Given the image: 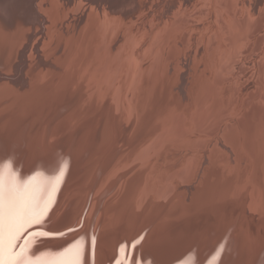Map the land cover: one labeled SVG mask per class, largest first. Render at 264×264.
<instances>
[{
    "label": "bare ground",
    "instance_id": "6f19581e",
    "mask_svg": "<svg viewBox=\"0 0 264 264\" xmlns=\"http://www.w3.org/2000/svg\"><path fill=\"white\" fill-rule=\"evenodd\" d=\"M74 1L0 0V67L10 64L13 53L18 51L15 74L28 76L24 85L14 89L13 82L6 78V83L5 78L0 77V99L19 101L18 107L9 111L7 122L0 130V182L6 194L14 193L17 197L18 215L14 227L18 228L14 230L11 248L16 249L21 243L20 239L31 230H24V224L40 211L33 203L28 204L30 198L26 194L31 192L17 195L16 185L30 179L41 182L38 196L42 201L56 173L64 175L66 171L64 184L70 173L71 159L82 155L85 163H91L82 174L83 179L88 177L86 186L89 188L76 196L80 199L78 205L74 197L76 202L69 199L76 204L71 202L74 205L65 206L66 212L54 220L53 213L67 195L60 188L49 220L36 227L40 232L33 238L29 233L26 236L23 249H27L26 256L34 262L48 261L74 250L81 258L79 264H118V259L125 263L129 259L128 264H170L172 259L181 264L190 254L187 264H204L217 259V248L224 246V255L234 248L240 253L230 255L224 264H264V238L259 242L256 239L264 237L263 229L257 225L264 228V60L258 62V74L253 78L251 71L247 74L249 61L237 63L225 54V51L238 54L241 44L251 41L259 49L263 41V11L251 25L243 16L246 9L242 16L239 14L237 0H215L211 9L213 0H196L198 9L192 11L195 14L191 16L201 19L214 13L223 40L220 35H214L192 45V51L201 57L206 67L198 73L194 55L188 50L189 39L198 26L180 12L192 0H169L158 10V16L153 14L152 20L147 18V13L159 0H151L149 6L147 0H84L87 4ZM208 1L212 2L208 4ZM18 4L26 15L45 18L39 20L40 24L43 22L42 35L36 41H33L34 33L30 34V39L25 37L28 23L15 14L13 7ZM90 5L95 6L94 10L86 7ZM123 17L129 24L133 17L134 21L138 19L145 24L134 32L130 30L132 27L127 28ZM160 19L164 21L155 34L153 29ZM201 23L199 21L198 25ZM143 32L145 39L147 33L152 38L144 45L140 41ZM23 44H26L24 48ZM57 54H61L60 57L53 60ZM231 80L236 84L230 85ZM243 88L248 99L240 96ZM207 93L210 99L206 101ZM47 105L53 107L52 111H60L54 113L53 120L57 114L62 115L61 119L49 122L45 130L42 125L47 120L43 116ZM201 111L205 112L202 117ZM236 111L239 117L229 118L228 114ZM186 115L196 131L193 130L195 134L190 139L170 144L172 152L180 151L176 153L179 155L175 162L180 167L169 170L175 164L168 158L172 152L161 143L171 136V131L173 135L183 134L181 120L185 121ZM79 118L77 126L75 122ZM187 122L185 129L192 131V125L190 128ZM32 123H36V128L30 130ZM90 124L94 125L89 129L92 137L87 139L89 130L81 128ZM128 145L129 154L125 151L122 154L121 150ZM154 147L160 150L156 168L160 165L157 170L162 172L156 175L157 190L152 191L153 181L146 177V182L141 166L142 171H134L127 182V174L133 172L144 154L151 153ZM184 150L195 151L198 157H186ZM92 153L97 155L90 157ZM125 161L131 163L126 169ZM228 161L232 165L227 164ZM117 168L123 172L127 183H119L121 193L112 194L118 197L106 202L111 197L107 194L110 187L107 182L113 179ZM143 168L147 169L145 165ZM45 170L49 171L48 175H44ZM153 171L156 170H150ZM96 172L98 178L94 182ZM183 179L187 185L194 180L197 184L191 183L194 184L191 188L179 192V188H175L181 186L178 184ZM256 209L257 219L249 217V225L246 218L240 228L241 217L237 219V216L242 213L254 216ZM76 212L81 215L80 219L68 218V214L75 216ZM54 214L56 216L57 212ZM154 219L155 222H150ZM82 221L86 226L83 234L61 236ZM149 222L152 226L141 246L131 247L132 251H139V257L131 260L125 239L136 238L142 226L150 225ZM62 223L68 225L62 227ZM11 226L6 218V258L11 251L9 234L6 235ZM214 226H220L225 239L207 238V229ZM82 250L83 257L80 256ZM75 261L61 259L53 264H76Z\"/></svg>",
    "mask_w": 264,
    "mask_h": 264
},
{
    "label": "rangeland",
    "instance_id": "374dc122",
    "mask_svg": "<svg viewBox=\"0 0 264 264\" xmlns=\"http://www.w3.org/2000/svg\"><path fill=\"white\" fill-rule=\"evenodd\" d=\"M168 1L169 0H159V2H158V5H156V7H153V8H150V13H151V15H150V13H147V18L150 20H152L153 18H154V15L153 14H155L156 16H158L157 15V13H158V10L160 9V8H163L165 5H166V3H168ZM210 1V0H209ZM208 1V4L209 3H211V2H209ZM246 1V2H245ZM249 0H244V1H241V0H237V10H238V12H239V14L242 16L243 14H244V12L246 11V14L245 15H243V16H245L244 18L248 21V23L249 24H251V25H253L256 21H257V19L259 18V15H258V13L260 12V14H261V12L263 11V13L262 14H264V0H250L249 2H251V3H249L248 2ZM253 1V2H252ZM76 2H78V3H84V4H87V2H85L84 0H75L74 1V3H76ZM141 2H145V1H143V0H141ZM147 2V4H148V6L150 5V3L152 2L151 0H147L146 1ZM205 2H206V0H205ZM215 2V0H213V2H212V4H210V9L212 8V5L213 4H215L214 3ZM239 2V3H238ZM241 2V3H240ZM245 4H244V3ZM260 3V4H259ZM244 4V5H243ZM248 4H249V6L250 7H248ZM44 5H47V4H44ZM43 5V6H44ZM178 5V4H177ZM252 5V6H251ZM241 6V7H240ZM244 8H243V7ZM245 6H247L248 8H245ZM88 9H91V10H94V5H90V7L89 6H86ZM13 8H15L16 9V11H15V14H17V16H19V17H21L20 19H22V20H24L25 22H27L28 23V28H26V30H25V37H27V38H29L30 39V34H33L34 33V36H33V41H36V39L39 37H41V35H42V26H41V24H43V22H41V24L39 23V20H43V19H45V18H43L42 16H37V17H33V16H28V15H26L25 14V12H23V11H21V8H20V5L18 4V5H16V6H14ZM157 8V9H156ZM240 8V9H239ZM251 8V9H250ZM182 9V8H181ZM197 9H198V6H197V1L196 0H192L191 1V3L190 4H186V5H184L183 6V9L182 10H180V12L182 13V14H184V15H188V16H186V17H190L191 18V20L193 21V22H195L196 24H197V29H196V33H195V35L191 38V39H189L190 41H189V43L191 44V47L188 49V50H190V52H191V54L192 55H194V64L196 65L195 66V68L198 70V73L199 72H203V71H205L206 70V67H205V64L203 63V61H202V59H201V57L196 53V52H193L192 51V48H193V46L192 45H196V43H197V41H199V40H202V41H205L206 39H209L211 36H214V35H220V38H221V41L223 42V40H222V36H221V30H220V28L217 26V23L216 22H218V19H217V17L216 16H214V13H211L209 16H207V17H202L201 19H200V17L199 16H191V14H195V13H193L192 11H197ZM243 9H246L245 11H243ZM133 11L135 10V8L133 7V9H132ZM172 10V9H171ZM240 10V11H239ZM194 11V12H195ZM242 11V12H241ZM248 11H250L249 13H248ZM252 11V12H251ZM192 12V13H191ZM241 12V13H240ZM131 13V12H130ZM251 14V15H250ZM254 14V15H253ZM240 16V17H241ZM132 17V16H131ZM199 17V18H198ZM39 18H41V19H39ZM165 18H167V16L165 15L164 16V20H165ZM68 19L70 20L71 19V17H68ZM123 19H125V17H123ZM122 19V20H123ZM133 19L135 20V18L133 17ZM132 18H131V20H130V24L128 23V22H126L127 20L125 19V23H128V24H126V26H127V28L129 29L130 27H132L130 30L131 31H134L135 32V30L139 27V26H143L142 24H145V21H141V23H140V21L138 20V19H136V21H134ZM200 19V20H199ZM163 20V21H164ZM30 21V22H29ZM162 19H160L159 20V24L157 23L156 24V28H154L153 30H154V33L155 34H157L158 32H159V30L161 29V26H162ZM199 21H202V23L201 24H199L198 25V22ZM250 21V22H249ZM132 22V23H131ZM136 22H139V23H137V25L135 24ZM31 23V24H30ZM162 23V24H161ZM253 23V24H252ZM67 24V23H66ZM133 24H135V25H133ZM41 26V27H40ZM46 26V25H45ZM135 26V27H134ZM159 26V27H158ZM182 26V25H181ZM34 27H35V29H34ZM40 28V30H39V28ZM141 27H140V29H141ZM37 28V29H36ZM183 28H185V27H183ZM263 30H262V36H263V41H262V43H261V45H260V47H259V49H257L258 47H257V45H255L252 41L250 42V43H243V44H241V46L242 47H239L238 48V54H233V52L232 53H227V51H225V54L226 55H228V58H231V57H233V60H235L237 63H240V62H242V61H244L245 59L247 60V61H249V63H251V65L249 64V70H248V75L250 74V72L249 71H251V76H253V78H255L256 76H257V74H258V71H257V64H258V62H260V61H262V60H264V24H263ZM30 31V32H29ZM38 31V32H37ZM130 31V33H133V32H131ZM36 32V33H35ZM148 34V38H144L145 37V33L143 32L142 34H141V38L143 37V39H141L140 41L141 42H143L142 43V45H144V44H147V42H148V40H149V38H151L150 37V34L149 33H147ZM146 34V35H147ZM28 35H29V37H28ZM119 40H120V37L118 38ZM152 39V38H151ZM142 40H144V41H142ZM32 41V42H33ZM145 42V43H144ZM116 43V42H115ZM25 45L26 44H23L22 46H23V48L25 47ZM20 47H21V45H20ZM29 49V48H28ZM27 49V50H28ZM26 50V51H27ZM262 51V54L260 55V52ZM33 52H35V51H33ZM60 53V52H59ZM61 55V54H60ZM60 55L59 54H57L56 56H54V58H53V60H55V58H56V60L60 57ZM227 58V59H228ZM257 58V59H256ZM17 60H18V51L17 52H15V53H13V55H12V60H11V62H10V64H8L7 66H4V67H0V77L1 78H5L4 80L6 81V83H8V79H9V81H11V82H13V85H12V87H13V89L14 88H18V87H20V85H24L23 83H25V82H27V79H28V76L27 75H23V77L22 76H20V73L18 74V72L15 74V72L17 71V69H18V67L16 68L15 67V65H16V63H17ZM36 60L37 61H40V59H38V58H36ZM255 63H256V65H255ZM21 66H22V64H20ZM13 67V68H12ZM254 68V69H253ZM11 69V70H10ZM252 69V70H251ZM21 71H22V69H20ZM220 72H221V70H219ZM7 74H9V75H7ZM11 74H14V76H12ZM256 75V76H255ZM4 76V77H3ZM6 78H8V79H6ZM22 79V80H21ZM219 79V78H218ZM218 79H216V81L218 80ZM230 85H235L236 84V82H234L233 80H231L230 81V83H229ZM215 85V84H214ZM251 85V83L249 84V86ZM22 88L24 89L25 88V86H22ZM131 89V88H130ZM246 88H243V89H241L240 90V92H242V93H240L241 95V97L242 96H244V99H248V94L246 93V90H245ZM184 94H186L185 92H183ZM231 95V93L229 94V96ZM208 97V98H207ZM205 98H206V101L207 100H209L210 99V97H209V95H208V93L205 95ZM4 101H3V100ZM2 99H0L1 100V102H0V130L2 129L1 127L2 126H4L5 124H6V122H7V117H8V115L10 114V112L9 111H13L15 108H17L18 107V103H19V101H17V100H13V99H10L9 101L8 100H6V99H4V98H2ZM15 99V98H14ZM3 101V102H2ZM14 101V103H12ZM9 103H11L10 105H9ZM187 103V102H186ZM205 103V102H204ZM203 103V104H204ZM241 103H242V101H241ZM241 103H240V105H239V107H242L243 105H241ZM9 106H8V105ZM243 104V103H242ZM7 106V107H6ZM6 107V108H5ZM2 108L4 109L3 110V112H2ZM52 108L53 107H49L48 105L46 106V113L45 114H43V116L47 119L44 123H43V125L42 126H44L45 127V130H47V124L50 122H53L54 120L56 121V119L58 120V119H61V115H58L57 114V116H56V119H52L53 117H55L54 115H56V114H54V113H56V112H60V111H58L59 109H53V111H52ZM186 109H188V108H186ZM240 110L242 109V108H239ZM180 110V109H179ZM182 110H183V108H182ZM181 110V111H182ZM234 110V109H233ZM64 112V114H65V111H63ZM234 112V111H233ZM188 113H189V111H188ZM187 113V115L189 116V114ZM202 113V114H201ZM205 112L203 111H201V112H199V114H201V117H202V115L204 114ZM237 113V114H236ZM63 114V115H64ZM186 115V119H185V121L182 119L181 120V125H184V132H183V134H181V136H184L185 135V132H187V134L185 135V137H182L181 138V136L179 135V136H177L176 134L175 135H173L174 133V131H171V136L170 137H167V140L165 141V143H161V145H164V146H166L167 145V147H166V149L168 148V150L170 149L171 150V152L173 151L169 146H170V144L171 143H173L174 141H179L180 139V141H183L184 139H190L195 133L193 132V130H194V126H193V124H191V123H189V117ZM231 115V116H230ZM232 115H233V117H232ZM228 116H229V118H237V116L239 117V111H236L234 114L231 112L230 114H228ZM194 119H196V118H194ZM204 120V119H203ZM81 121V118H79L78 119V122H75V124H77V123H79ZM180 121V120H179ZM188 121V122H187ZM185 122H187V124L189 123V125L191 124L192 125V127L193 128H191V125L189 126L190 128H191V130L192 131H187L185 128V126H187V125H185ZM34 123V122H33ZM33 123L29 126V128H30V130H31V127L34 129V128H36V123L33 125ZM184 123V124H183ZM77 126H78V124H77ZM94 125H92L91 126V124H90V126H84V127H82L81 128V130H83V131H87V130H89V129H91V127H93ZM51 128H52V126H51ZM177 129H178V127H176ZM236 129H237V126H236ZM190 130V129H189ZM33 131V130H32ZM31 131V132H32ZM60 131V130H59ZM194 131H196V130H194ZM238 129H237V133H238ZM90 133V134H89ZM88 134H89V136H88ZM191 134V135H190ZM190 137H189V136ZM239 135H240V133H239ZM31 136V135H30ZM29 136V137H30ZM172 136H174L173 138H172ZM177 136V137H176ZM92 136H91V131L89 130V131H87V139H90ZM171 139L172 138V140L170 141L169 139ZM29 140V139H28ZM48 140V138L45 140V141H47ZM46 144V143H45ZM70 145H72V144H70ZM130 145V144H129ZM129 145L128 146H126L125 148H124V150H121V153L123 154V152L125 151V153L127 152L128 154H129V151H127L126 150V148H130L129 147ZM220 145V144H219ZM131 146V145H130ZM159 147V146H158ZM162 149H164V148H161V150ZM174 149V148H173ZM186 151V157H192V158H197L198 156L197 155H195V151H192L191 153L193 154V156H192V154L191 153H189L187 150H184L183 152H185ZM152 152H153V154H152ZM180 151L179 150H176V149H174V152H172V156H167L169 159H171V160H174L173 162L175 163V162H177L176 160H177V158H178V155H176V153H179ZM70 153V150H69V152H68V154ZM196 153H197V151H196ZM150 154V155H149ZM159 154H160V150L158 149L157 150V147H154V149L151 151V153H148L147 155L146 154H144V156H143V158L144 159H142V161H141V163L139 164V165H137L136 167H135V169L133 170V172H131V173H129V174H127V176H126V178H127V182L130 180V174L131 175H133V173H134V171L136 172L137 170L140 172V171H142L143 170V172H141L142 173V175L145 177V180H146V182L148 183V179L147 178H150L151 179V181H153V184H151V186H152V191H156L157 190V188H158V183H157V180H156V175H159V173L160 174H162V172H161V170H157V168L159 169V167H160V165L156 168V164H157V162H158V160H157V157H159ZM198 154V153H197ZM94 155H97V154H93L92 153V156H90V157H94ZM99 157H97V158H100V155H98ZM194 156H196V157H194ZM4 157V156H3ZM90 157H88V160H89V158ZM176 158V159H175ZM3 159V158H2ZM153 159V160H152ZM155 160H157L156 162H154ZM88 162V161H87ZM85 163L83 160H82V155H77V156H74V158H72L71 159V164H70V173H69V175L67 176V179L65 180V183L63 184V180L65 179V175H66V171L64 170V175H62V173L60 172L59 174H57L56 173V175H55V178H56V176H57V178L55 179H53L52 180V182L50 183V187H49V191L47 192V196L45 197V198H43V200L41 201V199H40V197L38 196V190H39V188L42 186L41 185V182H34V180H32V179H30V180H28V181H26V182H23V183H20V184H17L16 185V187H15V189H14V191L17 193V195H19V194H21V193H23L24 191H29V192H31V193H27L26 195H28L27 196V198L29 199L30 198V200L28 201V204L30 203L31 205H33L34 204V206H35V208H36V210L38 209V210H40L39 211V213H38V216L37 217H35V218H31L30 220H33V221H35L34 223H28V222H26L25 224H24V230H27V229H29L30 231L28 232L29 233V236H31L32 238H33V236H35V235H37L40 231H39V229H36V227L38 228V226L39 225H41V224H43L45 221L47 222V220H49L48 219V217L50 216V213H51V211H52V209L54 208V206L56 205V199H57V196H58V193H59V191H60V188L61 189H63V191L67 194L66 196H65V198H63V196H62V200H63V202L61 203L60 202V207L58 206V209L56 208V210H55V212L54 213H56L57 212V214H56V216H55V214L53 213V218H54V220L56 219V218H58V217H60L61 215H63L65 212H66V208H65V206L67 207V206H69V207H71L72 206V204L74 203V201H75V199H76V201H78V202H76L77 203V205H78V203H79V201H80V199L78 200L77 198H79V197H76V196H79L78 194H81V193H84L85 191H87L88 190V188H89V185L88 186H86V184H87V182H88V177H86L87 175H85V177L87 178V181H85L86 180V178H82V176L84 175V173L87 171L86 169H88V168H90V166H91V163L90 162H88V163ZM148 162V163H147ZM13 163H14V161L12 160V162L10 163V165H9V167L11 168V167H13ZM153 163H154V166H153ZM184 164V163H183ZM227 164H229V165H232V162H230V161H228V163ZM235 163L233 162V165H234ZM129 165H131V163H128V161L126 162H124V164H123V167L126 169L127 167H129ZM144 165H145V167L147 168L146 170H145V168H143L144 167ZM146 165H148V166H146ZM152 165V166H151ZM142 167V170H140L141 169V167ZM152 167V169H150ZM155 167V168H154ZM179 167H180V164L179 163H175V164H173L170 168H169V170H171L172 168L173 169H179ZM137 168V169H136ZM67 169V168H66ZM156 170V171H153V172H150V170L152 171V170ZM161 169V168H160ZM86 170V171H85ZM147 170H148V172H147ZM119 171H121V170H119L118 168H117V170L114 172V174H115V176L113 177V179L110 181V180H108V182L107 183H109L108 185L110 186L109 187V189L107 190V194H108V196L110 197L112 194H114V195H117V193H121L120 191V189H118V185H120L121 186V184H119V183H121V182H123V184H124V182L125 183H127L126 182V178H123L124 177V174H123V172L121 173V175H119ZM160 171V172H159ZM48 172L49 171H47V170H45L43 173H45L44 175H48ZM141 173H139V175L138 176H140L141 175ZM152 173V174H151ZM83 174V175H82ZM154 174V175H153ZM118 175H119V177H118ZM149 177H148V176ZM72 177V178H71ZM84 177V176H83ZM147 177V178H146ZM197 177V176H196ZM196 177H195V179H196ZM80 178V179H79ZM97 178H98V173L96 172V177H95V180H94V182L97 180ZM129 178V179H128ZM152 178H154V179H152ZM82 179H83V182H82ZM124 179H125V181H124ZM79 180V181H78ZM93 180V179H92ZM116 180V181H115ZM123 180V181H122ZM55 181V182H54ZM196 180H194L193 182H190V183H188V185L187 184H185L184 183V179L183 180H181L180 181V183L178 184V185H181V186H179V187H176V186H178V185H176L175 187V189H177V188H179L178 189V191L179 192H181L182 190H185L186 188H191L194 184L196 185L197 183L195 182ZM80 182V183H79ZM115 182V183H114ZM114 183V184H113ZM156 183V184H155ZM191 183H194L193 185L191 184ZM62 184H63V186H62ZM79 184V185H78ZM84 184V185H83ZM189 184H190V186H189ZM82 185H83V187H85L86 188V190H84V188L82 187ZM93 185H95V184H93ZM185 185H187V186H185ZM51 186H52V189H51ZM73 186H74V188H73ZM185 186V187H184ZM78 188V189H77ZM82 188H83V190L84 191H82ZM116 189H117V191L119 190V192H116ZM180 189H181V191H180ZM68 190V191H67ZM71 190V191H70ZM186 191V190H185ZM63 192V193H64ZM115 192V193H114ZM111 196L110 198H108L107 199V201L106 202H109V200L110 199H112V200H110V201H113V199H115V198H117L118 196ZM89 196V195H88ZM75 199H74V198ZM114 197V198H113ZM121 196H119V198H120ZM26 197H25V199L26 200H28ZM71 198L74 200V201H70L71 200ZM70 199V200H69ZM68 201L70 202V203H68ZM99 201V200H98ZM98 201H97V203H98ZM71 202H73V203H71ZM33 203V204H32ZM66 203L68 204V205H66ZM76 203H74V204H76ZM166 203V202H165ZM62 204V205H61ZM73 204V205H74ZM65 208V211L63 210ZM68 208V207H67ZM162 210V209H161ZM161 210H159L160 212H161ZM257 210V209H256ZM61 211H64V212H62L61 213ZM160 212H159V214H160ZM257 212H258V210L256 211V213H255V215L254 216H251L250 215V213L249 214H245L244 216H243V213H242V215L240 216V215H238L237 216V219H238V217H241V218H239L240 220L239 221H241V223H239V227L241 228L244 224H245V222L249 219V217H252V220H256L257 219ZM77 213L78 212H76L74 215L75 216H72V214H68L69 215V217L68 218H70V217H72V219H74V218H78V219H80V217H81V215L79 214V215H77ZM61 214V215H60ZM60 215V216H59ZM25 216H27V214H26V212H25ZM55 216V217H54ZM159 217H160V215H159ZM67 218V219H68ZM92 218H94V216L92 217ZM246 218H247V220H246ZM67 219H65V223H66V221H67ZM71 219V218H70ZM146 220V219H145ZM242 220L244 221L243 223H242ZM29 221V220H28ZM155 222L156 221V219H154V220H151L150 222ZM70 222V221H69ZM68 222V223H69ZM89 222V221H88ZM146 222V221H145ZM149 222V224L150 225H146L147 224V222H146V224H144V226L146 225V227H144V226H142V229L140 230V232L135 236L136 238H134V239H131L132 237H127L126 239H125V243L127 244L126 245V249L127 248H129V254H130V252H131V254H130V259L132 260L133 259V257L134 258H138L139 257V251H132L133 249H131V247L132 246H134V245H139V246H141V242L143 241V239L146 237V235H147V233L150 231V229H151V226H152V224ZM152 222V223H153ZM63 223H64V221H63ZM63 223H62V225H63ZM247 223L250 225V223H251V221H250V219L247 221ZM241 224V225H240ZM66 225H68V224H64L62 227H64V226H66ZM88 229L90 230V224L88 223ZM261 229H263V231H264V228H263V226H261L259 223L257 224ZM12 227V226H11ZM83 227L85 228L86 226H83V221L79 224V226L78 227H72V229H68L65 233H63L61 236L62 237H65V236H68V235H72V234H74V233H79V235H81V234H83L84 232H83ZM258 227V228H259ZM15 228V230L18 228L17 226H15L14 227ZM10 229V228H9ZM9 229H8V231H7V233H6V235H8L9 234ZM215 229V230H214ZM79 230V231H78ZM208 230V234H207V238H214V237H216L215 239L216 240H223V239H225V237H223L224 236V232H221V229H220V226H218V227H213V228H211L210 230L209 229H207ZM233 230V229H232ZM232 232V231H231ZM24 232H22L21 234H20V237H21V235L23 234ZM28 233L26 234V236L28 235ZM260 233V232H259ZM264 235V234H263ZM23 237V239L21 238L20 239V244H18V248L16 247V249H15V246H14V248L12 247L11 248V251H10V254H9V256L11 255L12 256V258H14V264H53V263H56V262H58V260H61V259H63V260H70V259H73L74 261H75V263L76 264H79V262L81 261V258H79V255L78 254H76V253H74V252H76V251H74V250H72V252L71 251H67V252H65L64 254H61V255H58L57 257H55L54 259H50V260H48V261H45V260H42V261H38V262H34L33 261V259H31V258H29V257H27L26 256V251H27V249H23L24 248V245H25V243H26V240H27V237ZM259 236H262V234L260 233L259 234ZM101 237V236H100ZM264 237H257L256 239H257V242H259V241H261L262 239H263ZM148 240V239H147ZM17 244V243H16ZM15 244V245H16ZM205 244H206V242H204L202 245L203 246H205ZM98 248H99V243H98ZM100 249V248H99ZM224 246H219V248H217V250H216V255H217V259H213L212 260V262H204V264H208V263H214V264H224L227 260H228V258H230L229 256L230 255H234V256H239L240 255V253H239V251H238V249L237 248H234L230 253H225V255H224ZM220 251V252H219ZM83 255H84V250H82L81 252H80V256L81 257H83ZM191 257V254L190 255H188V257H186L185 258V260H184V263L182 262L181 264H187L186 262H187V260L189 259ZM76 258V259H75ZM122 258V257H121ZM79 259H80V261H79ZM79 261V262H78ZM127 263H125L124 261H123V259H118L117 260V262H118V264H122V262H124V264H128L129 262V259H126L125 260ZM135 261V260H134ZM214 261V262H213ZM131 263V262H130ZM81 264H82V262H81ZM170 264H177L176 262H175V260H172L171 259V261H170ZM178 264H180V263H178Z\"/></svg>",
    "mask_w": 264,
    "mask_h": 264
},
{
    "label": "snow or ice",
    "instance_id": "6c2138e0",
    "mask_svg": "<svg viewBox=\"0 0 264 264\" xmlns=\"http://www.w3.org/2000/svg\"><path fill=\"white\" fill-rule=\"evenodd\" d=\"M17 197L14 193H5L2 182H0V264H14V258L5 257L4 251V222L9 219L12 227L9 229V248H11V240L14 238V225L17 219ZM28 223L35 221L29 220Z\"/></svg>",
    "mask_w": 264,
    "mask_h": 264
}]
</instances>
